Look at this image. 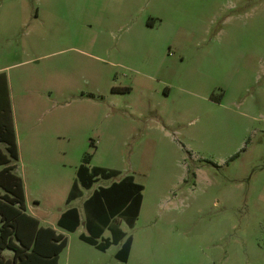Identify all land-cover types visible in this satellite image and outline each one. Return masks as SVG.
<instances>
[{
	"label": "rangeland",
	"instance_id": "1",
	"mask_svg": "<svg viewBox=\"0 0 264 264\" xmlns=\"http://www.w3.org/2000/svg\"><path fill=\"white\" fill-rule=\"evenodd\" d=\"M5 1L13 100L58 136L57 166L29 184L32 211L55 226L84 154L90 172L120 174L99 172L72 202L83 219L97 185L128 174L144 187L134 226L113 219L120 243L99 250L80 225L58 264H264V0H53L52 28L35 16L45 0Z\"/></svg>",
	"mask_w": 264,
	"mask_h": 264
},
{
	"label": "crops",
	"instance_id": "2",
	"mask_svg": "<svg viewBox=\"0 0 264 264\" xmlns=\"http://www.w3.org/2000/svg\"><path fill=\"white\" fill-rule=\"evenodd\" d=\"M15 7H17V5H15ZM18 8H20L22 12H25L27 10V6L24 3L18 4ZM35 14L38 21H40L41 24H43V27L52 28L56 26L54 25V19L57 17V15L59 16L58 3L53 0L41 1L38 4V8ZM19 21L21 20L18 19L16 22L19 23ZM90 26L91 24L87 17H85L84 20L82 19L81 16L78 17L76 28H78L81 31L85 27H90ZM43 27L41 26V28ZM11 28L12 27H11V16H10V3L5 0H0V39H2L1 41L2 51L5 47L3 40L9 39V36L11 35L10 34ZM130 40L132 42H136L138 40L137 34L136 33L131 34ZM5 68H7V66H2L0 63V74L3 73L5 75L7 82L8 97H9L8 101L11 111V118L13 122V128H14L16 144H17V152H18V159L17 161H14V169L12 172L17 176H19L22 180L24 196H25V212L31 215L32 217L36 218L40 226L51 227L56 231V233H60L64 235L66 237L67 243H66V247L63 250L67 249L69 245V240L64 232H76L80 225H84L88 233V234H85L84 232L80 233L79 234L80 240H82L81 235L92 238L90 231L87 229L85 225L86 222L89 223V227L91 228L93 234H97L99 232V229L103 228L101 235L97 238L93 237L94 239L100 238L106 229L110 231V225L111 226L114 225L115 227L117 226L120 230L124 232V236L118 242L120 243L125 238L126 232L121 228V226L118 223L114 222L113 219L115 217L120 218L129 226L128 220L121 217L120 212L127 206L130 200L131 193L135 190L134 186H132V183L140 184L137 181H135L132 175L124 174L122 175V177L119 179L118 182L113 181L111 184H107L104 186L97 185V187L93 189L91 195L83 202V211H84V219H83L81 209L75 204L73 205L72 202H75L76 200L83 197V189L90 190L95 186V184L98 182L99 179L98 178L99 172L102 171L99 170L100 168H94L92 172H90L88 168H83V170H79V174H81V178L83 180L84 179L87 180L88 177H93L94 179V182L90 187L88 188L84 187L78 181V176H77L78 168L82 163V158H81V162L70 163V166L74 168L75 177H73L70 180L68 179L66 183L63 184L67 191V196L65 199L66 206L63 209L62 208L59 209L58 214L55 217V226L51 224L44 225V220L41 218V216L38 215L36 212L32 211L39 207L40 201H39V197L31 192L29 184L30 182L33 181L38 183L40 186L43 183V180L38 179L37 176L40 174L42 168L46 167V169L48 170L52 168L53 165L57 166L58 163L57 157L59 151L58 142H57L58 136L56 134H52V129L48 127L49 125H47V128L44 131H41L40 128H38L39 130H37V125H35L33 118V113L36 108L35 105L27 103L19 106L17 103L14 102L9 85V75L4 70ZM0 81H2V76H0ZM94 103L99 108V104H97L96 102ZM0 149L5 153V143L0 142ZM62 165L63 167H66L67 165H69V163L64 162V164ZM2 167L3 165H0V169ZM110 170H115V169H110ZM117 172H118L117 175H119L120 171ZM117 175L115 177H117ZM101 177L104 178V176ZM73 183L77 184L79 193L76 198L68 201V196L70 194V190ZM143 189L141 191L142 200H141L138 216L140 214L143 203V193H142ZM0 194H3V191L1 189H0ZM69 208H75L78 211L79 225L74 231H68L57 225V221L62 215V213ZM129 239L131 243L132 237H130ZM2 255L5 258L11 259L13 257V251L11 249H4L2 250ZM58 259H59V255H58Z\"/></svg>",
	"mask_w": 264,
	"mask_h": 264
},
{
	"label": "trees",
	"instance_id": "3",
	"mask_svg": "<svg viewBox=\"0 0 264 264\" xmlns=\"http://www.w3.org/2000/svg\"><path fill=\"white\" fill-rule=\"evenodd\" d=\"M0 81V142L5 143V153L0 149V264H58V255L66 247V237L51 227L39 225L36 218L25 212V196L22 180L14 174V161L18 159L17 144L11 118V111L8 101V88L5 75L2 73ZM90 159V154H84L83 163L78 168V181L84 187H90L94 182L93 177L81 178L79 170L87 168L84 164ZM104 178H111L118 174L116 170L99 169ZM106 176V177H105ZM135 190L131 193L127 206L120 212L121 217L128 220L130 227L133 226L138 216L141 205L143 186L132 183ZM79 190L76 183H73L68 201L78 196ZM57 225L68 231H74L79 225L78 211L69 208L62 213ZM92 238L82 236L81 239L94 245L99 250H105L110 245L116 244L124 236V232L117 226L110 225L111 237L101 242L94 238L101 235L103 228L97 234H93L89 223H85ZM94 237V238H93ZM130 243V239H127ZM11 249L13 257L5 258L2 250Z\"/></svg>",
	"mask_w": 264,
	"mask_h": 264
}]
</instances>
